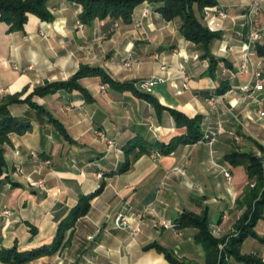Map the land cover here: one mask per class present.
<instances>
[{
    "label": "crops",
    "instance_id": "1",
    "mask_svg": "<svg viewBox=\"0 0 264 264\" xmlns=\"http://www.w3.org/2000/svg\"><path fill=\"white\" fill-rule=\"evenodd\" d=\"M248 5L249 0H216L214 6L195 7L203 24L207 27L206 21H211L212 29L207 28L219 34L207 56L182 36L179 18L165 20L147 3L134 8L130 22L97 18L81 31L75 22L82 6L69 0H48L52 18L29 14L21 30L9 31L0 20V100L17 96L10 113L31 116V127L11 134L3 147L0 246L27 250L50 244L79 197L102 184L87 212L65 231V244L24 264H170L165 253L203 263L204 251L194 240L196 230L178 227L176 219L183 212L206 215L213 236L232 232L244 212L240 202L253 181L244 162L230 163L226 156L260 155L255 142L264 147L257 104L239 90L250 79L249 72L238 71ZM263 10L260 0L261 42ZM219 11L227 16L219 18ZM209 56L217 59L214 66ZM128 58L133 62L126 67ZM251 60L264 76V58L256 48ZM161 65L165 80L152 89L160 105L154 107L134 88L159 75ZM81 66L100 68L112 82L96 74L79 78V89L32 93L47 82L69 79ZM27 96L50 115L35 116L24 101ZM254 96L264 109V88ZM169 109L188 117L199 115L203 138L161 153L154 143H168L182 131ZM134 138L145 142V151L132 159L140 149L135 147L129 169L117 172ZM41 160H49L48 167H40ZM224 170L231 174L229 182ZM27 177L42 180L46 190L30 186ZM119 213L140 230L132 235L117 228L114 219ZM252 230L256 236L244 237L239 252L264 263V217ZM229 262L247 264L233 257Z\"/></svg>",
    "mask_w": 264,
    "mask_h": 264
},
{
    "label": "trees",
    "instance_id": "2",
    "mask_svg": "<svg viewBox=\"0 0 264 264\" xmlns=\"http://www.w3.org/2000/svg\"><path fill=\"white\" fill-rule=\"evenodd\" d=\"M48 0H0V20L8 25V30H21L27 21L29 14H34L40 19L50 20L51 14L47 9ZM78 3L82 6V11L79 19L88 24L94 19L110 18L114 21L130 22L132 13L136 6L142 3H147L154 7L155 11L165 20L179 18L181 21L180 32L182 36L195 43L208 55V47L211 42L219 37L217 32H211L201 21L200 17L195 12V7L199 10L207 6L216 5V0H69ZM264 15V10H263ZM257 54L264 58V41L257 43L255 46ZM212 66L217 59L209 56ZM100 75L103 80H109L107 74L97 67L81 66L79 70L67 80H57L47 82L42 86H38L32 92L37 95H45L56 92L59 89L81 88L78 84V79L89 75ZM135 89V93L147 100L154 107H160L158 101L151 95ZM0 174L5 167L3 157V147L9 142L11 134H23L31 127L30 113H25L22 117L13 116L9 111V106L12 103L18 102L17 96H6L0 100ZM29 104V110L35 113V116L45 114L49 116L42 106L29 100V96L24 99ZM174 118L175 125L182 131L175 135L168 143L155 142L161 153L171 152L177 145L195 143L203 138L201 129V117L196 115L188 117L182 112L169 109ZM57 128L61 129L59 122L52 120ZM145 142L140 138H134L126 148V158L119 166L117 172H124L129 169L131 160L139 153L144 152L143 145ZM260 150V155H255L249 152H231L226 156L230 163L244 162L248 172L250 181L255 182L254 186H249L246 194L245 205L246 210L243 212L238 229L240 232L233 235L230 240L220 247L224 242L225 237L215 238L210 230L206 215L193 214L189 212L181 213L176 219L177 226L180 228H194L196 233L194 240L199 244L204 251V261L200 263L196 260L182 261L177 259L170 253H165L170 264H230L229 258L233 257L247 264H264L260 258L254 255H243L239 252V245L244 237L256 236L252 227L257 219L264 217V147L255 142ZM135 147H139L137 154L131 159L130 153ZM101 184L94 192L81 195L75 206L69 211L67 216L58 224L57 232L50 244L38 246L36 248L19 250L16 246L4 248L0 246V262L6 264H24L43 254H52L63 242L64 233L67 229L73 227L78 217L84 215L90 207L91 200L98 195L102 190ZM243 204L241 203V206Z\"/></svg>",
    "mask_w": 264,
    "mask_h": 264
},
{
    "label": "built area",
    "instance_id": "3",
    "mask_svg": "<svg viewBox=\"0 0 264 264\" xmlns=\"http://www.w3.org/2000/svg\"><path fill=\"white\" fill-rule=\"evenodd\" d=\"M146 14V10L143 11V15ZM227 14L225 12L219 11L218 12V17L219 18H224L226 17ZM260 0H249V5L247 7V10L244 14L245 18V28H246V33H245V39L242 45V59L239 63L238 66V71L240 73L243 72H249L250 73V79L247 83L244 85L239 86V90L246 96L247 98L252 99L256 104H257V109H256V115L258 119L263 121V126H264V109L262 108L261 101L258 99L256 96H254V91H260L264 88V76L262 74V71L260 70V67L258 65H254L251 60V55L253 53V50L257 43L261 42L262 39V32H261V25H260ZM207 22V27L209 29H212L211 27V21H206ZM76 27L79 31L83 29L84 23L78 18L75 22ZM114 25H117L116 23ZM42 36H45L43 32H40ZM132 60L130 58L126 59L124 62V65L126 67H129L132 64ZM14 68H17V66L14 65ZM159 75L157 76H152L151 78L147 80L140 81L137 84V88L141 91L151 93L153 87L155 84L162 82L165 80L163 79L162 75L166 73L165 66L161 65L159 68ZM181 76L183 79V87L187 88V77L183 74L181 71ZM101 88H103L101 86ZM206 101L209 104H213L212 98H206ZM221 126L218 125L217 132H221ZM234 139L237 141L239 140L238 136H235ZM157 155L158 152L156 153ZM31 155L36 156V153L34 151H31ZM50 161L49 160H41L40 161V167H48ZM20 171V170H19ZM224 177L226 180L229 182L231 180V174L229 171L224 170L223 171ZM28 182L30 186L33 187H39L42 190H46L44 182L42 180H33L31 178H28ZM250 186H254V182L250 183ZM3 213L7 214L8 211H3ZM163 223V222H161ZM164 225L167 226V223H163ZM114 225L117 228H126L129 230L130 234L134 235L136 234L139 230L140 227L138 225H132L126 215L119 213L116 215L114 219Z\"/></svg>",
    "mask_w": 264,
    "mask_h": 264
},
{
    "label": "rangeland",
    "instance_id": "4",
    "mask_svg": "<svg viewBox=\"0 0 264 264\" xmlns=\"http://www.w3.org/2000/svg\"><path fill=\"white\" fill-rule=\"evenodd\" d=\"M1 103V101H0ZM259 156V155H258ZM255 183V182H254ZM264 183V182H263ZM245 200H246V197H243V199L241 200L240 204L242 203L243 204V207H244V211L246 210V205H245ZM241 218V217H240ZM240 218L236 221L235 225H234V228H233V231L230 232L229 234H226L224 236H220V237H217V236H214L215 238H222V237H225V240L223 243L220 244L219 248L224 246V244H226L230 238L233 236V234H238L240 232V230L238 229V226H239V221H240ZM182 261H185L186 259H180Z\"/></svg>",
    "mask_w": 264,
    "mask_h": 264
}]
</instances>
